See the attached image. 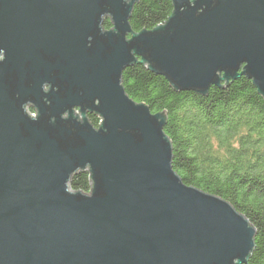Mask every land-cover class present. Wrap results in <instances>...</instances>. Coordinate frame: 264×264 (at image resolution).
I'll return each mask as SVG.
<instances>
[{"label":"water","instance_id":"1","mask_svg":"<svg viewBox=\"0 0 264 264\" xmlns=\"http://www.w3.org/2000/svg\"><path fill=\"white\" fill-rule=\"evenodd\" d=\"M137 1L0 0V264L246 263L255 229L182 183L164 113L121 75L144 64L200 96L243 77L264 100V0H171L133 32ZM79 172L88 193L69 190Z\"/></svg>","mask_w":264,"mask_h":264},{"label":"trees","instance_id":"2","mask_svg":"<svg viewBox=\"0 0 264 264\" xmlns=\"http://www.w3.org/2000/svg\"><path fill=\"white\" fill-rule=\"evenodd\" d=\"M171 0H138L131 12L133 32L151 30L171 15ZM103 28H111L105 19ZM124 93L151 114L164 113L172 170L182 183L229 203L255 229L254 247L244 264H264V100L243 77L207 96L175 91L161 76L134 63L121 75ZM97 128L99 119L87 116ZM88 193V173L69 182Z\"/></svg>","mask_w":264,"mask_h":264},{"label":"flooded vegetation","instance_id":"3","mask_svg":"<svg viewBox=\"0 0 264 264\" xmlns=\"http://www.w3.org/2000/svg\"><path fill=\"white\" fill-rule=\"evenodd\" d=\"M47 87H45L44 89H43V91L44 92H46L47 91ZM28 108L30 109V110H33L34 112V117H35V115H36V111H35V109H34V107H32V104L31 103H27L26 105H24V107H23V109H24V112L25 113H27L29 110H28ZM31 112L29 111L27 114L29 115ZM89 115H92V114H88L87 116H89Z\"/></svg>","mask_w":264,"mask_h":264},{"label":"rangeland","instance_id":"4","mask_svg":"<svg viewBox=\"0 0 264 264\" xmlns=\"http://www.w3.org/2000/svg\"><path fill=\"white\" fill-rule=\"evenodd\" d=\"M28 110L31 112V114H34V113H33V112H34L33 110H30L29 108H28ZM29 111H28V112H29ZM28 112H27V113H28ZM27 113H26V114H27ZM99 121H100V120H99Z\"/></svg>","mask_w":264,"mask_h":264},{"label":"built area","instance_id":"5","mask_svg":"<svg viewBox=\"0 0 264 264\" xmlns=\"http://www.w3.org/2000/svg\"><path fill=\"white\" fill-rule=\"evenodd\" d=\"M29 115H30V116H34V115H33V114H31V113H30Z\"/></svg>","mask_w":264,"mask_h":264}]
</instances>
